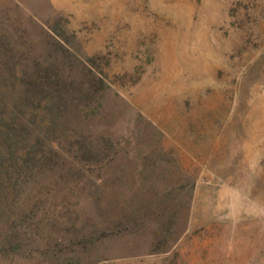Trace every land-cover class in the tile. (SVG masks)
<instances>
[{
  "label": "rangeland",
  "instance_id": "rangeland-1",
  "mask_svg": "<svg viewBox=\"0 0 264 264\" xmlns=\"http://www.w3.org/2000/svg\"><path fill=\"white\" fill-rule=\"evenodd\" d=\"M0 264H264V0H0Z\"/></svg>",
  "mask_w": 264,
  "mask_h": 264
},
{
  "label": "trees",
  "instance_id": "trees-1",
  "mask_svg": "<svg viewBox=\"0 0 264 264\" xmlns=\"http://www.w3.org/2000/svg\"><path fill=\"white\" fill-rule=\"evenodd\" d=\"M55 76V77H54ZM50 75L48 73H36L26 75L27 80L23 81L24 89L21 100L24 104H28L30 98L35 99L38 97L35 103H31L33 110H45V104L49 101H56L60 99L63 102L72 103L71 93L67 89H64L61 77L57 75ZM54 95V96H53ZM56 99V100H55ZM52 142H56L55 138H49Z\"/></svg>",
  "mask_w": 264,
  "mask_h": 264
}]
</instances>
